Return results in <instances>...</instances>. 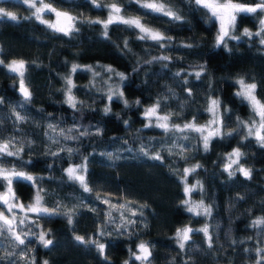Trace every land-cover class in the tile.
I'll list each match as a JSON object with an SVG mask.
<instances>
[{
	"label": "clouds",
	"instance_id": "1",
	"mask_svg": "<svg viewBox=\"0 0 264 264\" xmlns=\"http://www.w3.org/2000/svg\"><path fill=\"white\" fill-rule=\"evenodd\" d=\"M217 2L0 0L56 41L0 39V264H264V0Z\"/></svg>",
	"mask_w": 264,
	"mask_h": 264
},
{
	"label": "trees",
	"instance_id": "2",
	"mask_svg": "<svg viewBox=\"0 0 264 264\" xmlns=\"http://www.w3.org/2000/svg\"><path fill=\"white\" fill-rule=\"evenodd\" d=\"M4 6L12 8L14 5L11 3V0H4ZM42 33V29L38 26H31L27 23L23 24L21 27H12L10 24L6 25L3 32H0V39H5L10 43H14L18 48L25 52L26 56H30L33 53L37 55H41V58L45 60L47 63V51L51 49L52 44L56 43V41H49L48 44L37 45L29 41L30 35L39 36ZM98 48L100 52L98 55L108 56L109 50L106 45H99ZM63 54H67V50L64 51ZM88 62V61H84ZM48 72L44 70L42 72H36L35 69L32 70V79L34 83L37 84H45L47 82ZM55 79V78H53ZM82 79V78H81ZM9 83L7 77L4 76L3 70L0 69V87H6ZM58 83V81H57ZM51 109V105H46ZM258 164H264V157H261L260 160L257 161ZM125 194H128L126 191ZM224 192L221 191V197H224ZM182 215V214H181ZM186 219V218H185ZM176 223L182 222L180 219L174 217ZM119 254H123V250H120Z\"/></svg>",
	"mask_w": 264,
	"mask_h": 264
},
{
	"label": "snow or ice",
	"instance_id": "3",
	"mask_svg": "<svg viewBox=\"0 0 264 264\" xmlns=\"http://www.w3.org/2000/svg\"><path fill=\"white\" fill-rule=\"evenodd\" d=\"M202 3H204L206 6L212 8V10L214 12H219L222 14V19L226 22L228 17L231 15L232 10L236 7L235 5H232L231 3H224V4H220L217 2V0H201ZM55 11V10H54ZM56 17H57V23L54 24L52 27L55 30H59V31H64L67 32L68 29L71 26V17L68 16L66 13H62V12H56ZM227 33V27L223 26L222 27V32L221 35L217 38V43H220L223 41V39L225 38V35ZM10 69L16 73L19 74V76L22 78L24 75V71H25V62L23 60H19V61H13L12 64L10 65ZM241 84V88H242V92L243 94L251 99L253 101L254 107L257 108V110L264 115V105H260L258 104L254 97L252 96V89L254 88V85H244L243 81L240 82ZM20 86H21V90L24 92L25 96L29 95L30 93L28 92V89L26 87H24V83H23V79H21L20 81ZM69 99L71 100V97H69ZM257 136L260 135L259 131L256 133ZM69 173L70 174H74L75 170L74 169H69ZM79 179L81 181H83L84 177H79ZM186 191H191V189H186ZM105 203H108V201H105ZM33 211H38V207L33 206L32 208ZM195 210V209H193ZM191 231L190 228H185L183 230V232L181 233L180 231H178L177 235L181 236L182 239H187L188 238V233ZM206 231V229H205ZM101 248H103V246H101ZM141 250L143 255L146 257L149 254V250L147 249L146 246L142 245L141 246ZM139 258V257H138Z\"/></svg>",
	"mask_w": 264,
	"mask_h": 264
}]
</instances>
